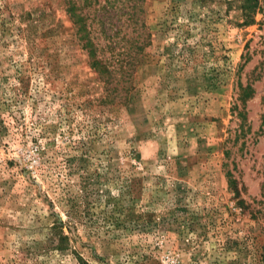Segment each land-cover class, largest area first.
Wrapping results in <instances>:
<instances>
[{"label":"rangeland","instance_id":"obj_1","mask_svg":"<svg viewBox=\"0 0 264 264\" xmlns=\"http://www.w3.org/2000/svg\"><path fill=\"white\" fill-rule=\"evenodd\" d=\"M81 262L264 264V0H0V264Z\"/></svg>","mask_w":264,"mask_h":264},{"label":"trees","instance_id":"obj_2","mask_svg":"<svg viewBox=\"0 0 264 264\" xmlns=\"http://www.w3.org/2000/svg\"><path fill=\"white\" fill-rule=\"evenodd\" d=\"M69 4H70L69 11H70L71 15L73 17H75V19H76L75 21L79 25L78 32H81V33H82V31L86 32V27H87L85 24L86 19L82 16H78L77 6L73 2H69ZM130 9L132 11L130 12L129 17L131 18L132 23L136 24V22H137L136 17H137V13H138L137 4L136 3L131 4ZM87 36H89V33L86 32V34H84L82 36V38L86 39ZM83 45L88 50V53L91 57L96 56L97 47L94 46L89 39L86 40ZM130 45H131L132 49L135 50L136 53L140 52L144 46L142 43L139 42L138 38L135 40H134V38H132ZM130 53H134V52L129 50L126 54H130ZM117 61L119 62L121 71H124V65H128L129 67L131 66V63H125L123 65L124 62H121L122 60H117ZM94 64L97 67L96 69H98L99 71H103L105 73L108 71V67L105 64L99 63V61H94ZM251 93L252 92H251L250 88H244L242 90L241 94L239 95V99L241 101H244V100H246V98H248L251 95ZM240 117L242 118V116H240ZM81 264H85V263L81 262Z\"/></svg>","mask_w":264,"mask_h":264}]
</instances>
